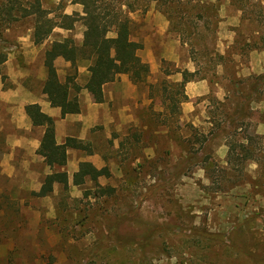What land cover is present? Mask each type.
I'll return each mask as SVG.
<instances>
[{
  "label": "rangeland",
  "instance_id": "obj_1",
  "mask_svg": "<svg viewBox=\"0 0 264 264\" xmlns=\"http://www.w3.org/2000/svg\"><path fill=\"white\" fill-rule=\"evenodd\" d=\"M39 1L49 18L83 16L72 0ZM99 1L127 12L131 38L143 46L138 56L149 66L140 84L120 75L105 86L107 101L84 140L92 154L69 155L74 166L91 161L107 168L109 177L97 185L113 193L97 197L94 184L76 187L71 179L66 191L56 185L37 198L32 193L48 170L35 163L40 176L29 181L13 161L0 165V264H264V92L246 107L248 118L235 133L213 128L235 105V89L247 90L248 77L264 70V0ZM83 32L76 22L35 46L31 20L2 28L1 79L18 66L35 77V94L44 95V50L66 38L80 45ZM87 65L55 67L61 81L75 73L82 87ZM183 77L187 84L204 80L203 90L193 85L189 96H197L189 99ZM77 99L93 101L80 92ZM196 132L209 140L199 152ZM246 137L253 139L251 158L237 151L228 160L229 144Z\"/></svg>",
  "mask_w": 264,
  "mask_h": 264
},
{
  "label": "trees",
  "instance_id": "obj_2",
  "mask_svg": "<svg viewBox=\"0 0 264 264\" xmlns=\"http://www.w3.org/2000/svg\"><path fill=\"white\" fill-rule=\"evenodd\" d=\"M72 3L82 6L83 16L77 14L59 15L55 20L48 17L41 8L39 0H0V31L18 20H31V41L35 46L42 45L55 29L71 31L76 22H81L83 25L84 32L80 45L75 44L72 39L66 38L62 41L52 42L43 52L42 64L45 70L43 91L44 94H47L51 107L60 110L61 118L79 113L77 95L81 90L90 94L94 103L100 104L103 102V87L112 83L116 77L128 76L131 83L136 85L142 83L149 75V66L142 62L138 56L143 46L131 38L132 22L127 16V12L110 9L99 0H72ZM122 6L133 12L131 5L123 4ZM110 33H113L115 37H109ZM58 58L70 63V70H73L79 61L87 62L88 76L83 87L76 83L75 73L66 75L63 81L60 80L54 64ZM5 61L6 55L0 52V70ZM190 75L192 76V74ZM185 79L186 77H183V83L190 81ZM248 79L251 82L247 90L235 89L233 97L235 105L231 108V112L224 113L223 121L214 123L213 128L219 130L218 132L226 137L231 132L235 133L237 124H244L243 121L248 118L246 107L256 102L255 96L264 92V74L250 76ZM25 113L33 127L44 129L36 154L43 159L45 166L51 171L43 178L39 191L32 193L33 196L48 197L56 185L66 191L68 176L66 172L59 171V169L66 166L67 151H81L90 155L92 152L88 144L76 138H66L62 144H58L54 137V121L44 115L38 105H28L25 108ZM194 138L199 144V149L195 152L201 151L209 141L202 133L196 132ZM252 141L251 137H246V143L237 141L230 143L227 153L228 160L233 158L237 151L243 155L242 158H251L248 145L251 146ZM190 155L194 158L193 153ZM207 161L208 159H206ZM100 177H109L107 168L99 170L89 162H81L77 172L73 175L72 184L80 187L89 181L96 186L97 197L111 195L113 189L97 185Z\"/></svg>",
  "mask_w": 264,
  "mask_h": 264
},
{
  "label": "crops",
  "instance_id": "obj_3",
  "mask_svg": "<svg viewBox=\"0 0 264 264\" xmlns=\"http://www.w3.org/2000/svg\"><path fill=\"white\" fill-rule=\"evenodd\" d=\"M60 61L63 60L58 58L54 64ZM256 72H258V74H263L264 70ZM7 78L8 83L7 80L3 81L0 77V137L1 141H3L4 143V146H6V152H2V154L0 155L2 160L4 159V164L0 165L8 166L10 161H13V164L11 163V166L17 164L22 167L25 172L24 174H26L27 176V180L32 181L35 177L38 178V176H40L39 171L32 170V166L35 165V163L40 164L44 172L48 170L51 173V171L45 166L43 159L36 154L44 129L32 126L25 113V108L28 105H38L41 112L54 121V137L55 141L58 144H62L66 138H76L85 142L84 140H86V132L88 131V129L92 128V126H94L96 122L99 121L96 111L98 110L99 106H102L103 103L107 101L104 88L108 84L103 87L104 102L97 104L90 99V104L88 105L87 102L83 104L81 102H78V114L67 115L64 118H61L60 110L58 108L51 107L47 99V94L41 96L35 94L31 82L35 77H33L31 72H26L25 70L20 69L18 66H14L12 70H9ZM120 78L122 87H129V84L125 85L124 79H122V77ZM39 80L42 84L45 80L43 64L40 68ZM203 81L204 80H200L199 82H196V84L186 83V96L189 97V99L197 96H189L193 88L192 86L196 85L197 88L203 90ZM114 84H116L115 88L118 89L119 83H117L116 81L114 82ZM80 95L86 98H90V94H88L85 90H81ZM110 117L111 113L108 111L105 119L108 120L110 119ZM77 126L80 127L79 132H77ZM34 133H36L37 135L34 136ZM71 151L73 150L67 151L66 166L62 169H59V171H64L67 173L68 184L70 183L73 175L77 172L78 169V167L74 166L69 159ZM88 162L91 163L96 169H98L94 163H92L91 161ZM71 168H73L72 171ZM47 174L48 173H44V175ZM40 186H36V188H34V191L38 192Z\"/></svg>",
  "mask_w": 264,
  "mask_h": 264
}]
</instances>
